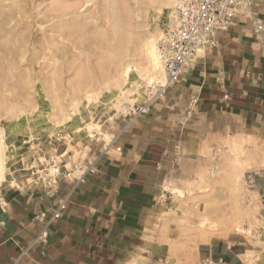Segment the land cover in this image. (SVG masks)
<instances>
[{
	"label": "rangeland",
	"instance_id": "374dc122",
	"mask_svg": "<svg viewBox=\"0 0 264 264\" xmlns=\"http://www.w3.org/2000/svg\"><path fill=\"white\" fill-rule=\"evenodd\" d=\"M174 2L0 0V188L34 182L27 168L57 131L71 136L62 146H109L163 99L152 55ZM194 154L166 174L165 205L127 264H203L216 242L264 250V143L219 137Z\"/></svg>",
	"mask_w": 264,
	"mask_h": 264
},
{
	"label": "crops",
	"instance_id": "0c3cea01",
	"mask_svg": "<svg viewBox=\"0 0 264 264\" xmlns=\"http://www.w3.org/2000/svg\"><path fill=\"white\" fill-rule=\"evenodd\" d=\"M252 13L264 24V0H253ZM185 114L192 117L186 124ZM129 121L109 146L61 147L75 163L95 161L96 171L48 227L45 243L37 241L44 227L39 214L48 217L53 202L44 189L27 175L0 188V264H127L165 205L161 184L172 167L214 138L264 143V59L250 16L236 14L216 47L196 55L159 103ZM60 183L65 193L69 184ZM200 256L216 264H264V250L222 242Z\"/></svg>",
	"mask_w": 264,
	"mask_h": 264
},
{
	"label": "built area",
	"instance_id": "2783aa9c",
	"mask_svg": "<svg viewBox=\"0 0 264 264\" xmlns=\"http://www.w3.org/2000/svg\"><path fill=\"white\" fill-rule=\"evenodd\" d=\"M252 6L253 0H175L165 17L164 28L156 44V54L165 77L158 94H165L171 85L179 82L196 55L216 47L218 33L229 29L236 14L250 16L264 59V24L255 18ZM143 110L141 108L138 111ZM70 140L69 133L57 131L49 142L50 146H44L28 166L34 182L44 189L53 202L48 217L46 212L39 214V218L44 221V227L37 237L41 243H45L48 227L61 218L73 194L85 184L87 176L96 171L95 161L80 164L70 159L69 152L61 148L62 144L66 145ZM62 179L69 184L65 193L61 192ZM203 264L216 263L206 258Z\"/></svg>",
	"mask_w": 264,
	"mask_h": 264
},
{
	"label": "bare ground",
	"instance_id": "6f19581e",
	"mask_svg": "<svg viewBox=\"0 0 264 264\" xmlns=\"http://www.w3.org/2000/svg\"><path fill=\"white\" fill-rule=\"evenodd\" d=\"M66 9L65 8H61L60 6H56V7H54L52 10H51V14L50 15H60L62 12H64ZM57 38H63V36H61V35H59ZM59 54H61V53H59ZM56 55H58V54H56ZM63 55H64V53H63ZM62 56V55H61ZM60 56V58L61 59H63L62 57H64V56H62L61 57ZM153 59H154V62H155V64H157L158 62V58H157V55L155 56V53L153 52ZM59 58V57H58ZM64 60H65V57H64ZM56 62H58V61H56ZM58 64V63H57ZM60 64V63H59ZM12 65V64H11ZM62 66V65H61ZM65 68V67H64ZM63 68V69H64Z\"/></svg>",
	"mask_w": 264,
	"mask_h": 264
}]
</instances>
